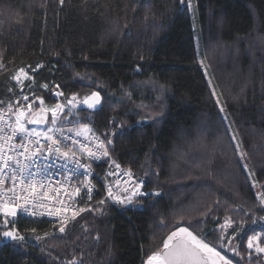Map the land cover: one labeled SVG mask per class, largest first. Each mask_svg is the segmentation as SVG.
<instances>
[{
  "label": "trees",
  "instance_id": "trees-1",
  "mask_svg": "<svg viewBox=\"0 0 264 264\" xmlns=\"http://www.w3.org/2000/svg\"><path fill=\"white\" fill-rule=\"evenodd\" d=\"M192 1L0 0V101L20 97V68L46 104L99 91L79 120L111 139L106 161L161 193L126 208L96 204L98 189L64 232L16 217L26 243L6 242L0 218V264H144L181 216L233 263L264 264L247 248L264 238V0ZM141 105L159 118L140 122Z\"/></svg>",
  "mask_w": 264,
  "mask_h": 264
},
{
  "label": "snow or ice",
  "instance_id": "snow-or-ice-1",
  "mask_svg": "<svg viewBox=\"0 0 264 264\" xmlns=\"http://www.w3.org/2000/svg\"><path fill=\"white\" fill-rule=\"evenodd\" d=\"M62 3L63 0H61ZM181 3L183 4L184 0H181ZM188 6L191 7V0H189ZM38 67H42V65ZM12 79L20 88V97L8 101L7 104L0 101V186L5 184V171L8 172V179L12 184V187L7 190L11 195L7 199L0 200V213L5 217L2 235L12 240L24 241L26 238L15 228V221L8 220L7 217H16L18 212L31 216H44L60 215L67 211L64 201L56 199V197L60 195L61 191L65 192L70 199L81 195L79 185L72 188L71 193H68L72 177L76 176L81 169H83L81 174L84 176V194L88 199H91L94 188L91 181L88 180V176L91 174V165L83 163L82 160L85 158L98 160L107 157L109 155L108 146L112 141L107 137L100 139L99 136H96L93 129L80 121L78 112L74 111L81 105L89 110H96L101 106L102 100L99 91H92L82 98H79L77 94H72L70 97H66L63 103L56 102L54 106L48 107L42 97L33 93V98L30 99L29 95L24 93V88L30 86L25 85L24 81L34 80L28 71L20 68ZM42 86L48 87L47 84ZM160 87L163 90L164 86ZM64 95L63 91L55 93L56 97ZM69 124L73 127H67ZM29 125L33 127H29ZM115 167L119 169L120 165L116 164ZM57 174L63 175L64 181H55L59 187L53 188L52 177ZM113 174L109 173V175ZM125 175L128 180L124 183L130 184V186L120 187L121 182L117 180L115 190L113 187H107L108 199L120 205L130 206L139 197L160 195L159 192L141 191L143 182L134 181L131 170ZM17 186H19V192ZM50 192L56 195L50 196ZM51 200H56V203L61 207L50 206L49 201ZM99 203L104 204L105 200H100ZM83 211L85 208L73 209L72 217L74 218ZM208 211L210 212L212 209L209 208ZM202 215L207 216V212ZM184 219L185 217L181 216L177 220L173 229L162 241V247L149 254L144 264H232L229 259L221 255L215 246L210 245L207 237L197 230L198 225H193L191 220L187 225H184L181 223ZM64 223H67V219ZM161 223L163 224V220ZM233 223L230 218H226L225 223L220 227L221 229L231 227ZM8 225L13 227L8 228ZM64 230L63 226L59 229L60 232H64ZM32 231L35 232L36 229H32ZM220 239L224 241L226 236L221 235ZM227 244L231 245L232 241L228 239ZM223 246L224 244H221V247ZM247 248L264 254V238L260 233H254L247 237ZM231 251L239 254L234 246L231 247Z\"/></svg>",
  "mask_w": 264,
  "mask_h": 264
},
{
  "label": "built area",
  "instance_id": "built-area-1",
  "mask_svg": "<svg viewBox=\"0 0 264 264\" xmlns=\"http://www.w3.org/2000/svg\"><path fill=\"white\" fill-rule=\"evenodd\" d=\"M43 85H45V84H43ZM42 90L45 92H48L50 90V87L48 86L47 88H44L42 86ZM56 92H58V90L52 91V93H51L52 99L55 102H62L64 99V96L63 97H56L55 96ZM29 127H32V126L29 125ZM95 135L98 136L97 134H95ZM82 162L88 163L91 165V174L88 176V180H90L91 184L94 186L93 192L91 193V195H93V194L95 195L98 192V189H101L102 193H103L102 196L95 203L100 204L99 203L100 200H105V203H110L112 205H120V204H117L114 201L107 198V187H113V189L115 190V187H116L115 182L117 180H119L121 182L120 187L130 186V184L124 183L125 181L128 180V177L125 175V173L128 172L129 169H126L122 166H120L119 169H116V167H115L116 164L110 160L106 161V157H102L98 160H88L87 158H85L82 160ZM56 166L58 167V165H56ZM81 173H83V169H81L77 173L76 176L72 177L70 186H68V193H71L72 188L79 185L81 187V195L80 196L74 197V199H70L69 196L67 194H65V192L61 191L60 195L56 197V199L64 201V205L67 206V209H68L67 211L62 212L60 215L54 214V215H44V216H31V215H28L27 213L18 212L16 217H25V218H30V219H34V220L53 221V222H56L60 227L65 226L67 223H70V222L74 221L76 218L80 217L87 210V208H89L91 206V205L87 206V204L83 202V197H87V196H85V194H84V189H83L84 176ZM109 173H114V174L109 175ZM69 175H71V173H69ZM132 176H133L134 181L143 182L142 187H141V191L148 192V193H152V192H159L160 193V191H158V190L146 189V186H145V183L143 180L138 179L133 173H132ZM4 178H5V184L3 186H0V200L7 199V197L11 195V193L7 191L9 188L12 187L11 181L8 179V172L7 171H5V173H4ZM52 179L54 181L52 186H53V188H56V187H59V185L56 184L55 181L63 182L64 176L57 174V175H54L52 177ZM19 190H20L19 186H17V191L19 192ZM49 195L55 196L56 194L53 192H50ZM154 197H158V196L149 195L146 197H139L137 199V201L141 200V199H148V198H154ZM136 202H134L133 205ZM49 204H50V206H55L56 208L61 207L60 204L56 203V200L49 201ZM133 205H130V206H124L123 205V206L126 208H129V207H132ZM79 208H85V211L79 212V214L73 218L72 217V210L73 209H79ZM0 218L3 220L5 219V217L3 216L2 213H0ZM7 219H8V217H7ZM65 219H67V223H64ZM12 241H17V240H12ZM17 242H22V243L25 242L26 243L27 241L25 239L24 241H17Z\"/></svg>",
  "mask_w": 264,
  "mask_h": 264
},
{
  "label": "rangeland",
  "instance_id": "rangeland-1",
  "mask_svg": "<svg viewBox=\"0 0 264 264\" xmlns=\"http://www.w3.org/2000/svg\"><path fill=\"white\" fill-rule=\"evenodd\" d=\"M188 3H189V0H188ZM194 3L193 1L191 0V10L193 11L194 10ZM26 81H24L25 83ZM36 86V85H35ZM28 89V88H27ZM33 89V88H32ZM26 91V90H25ZM30 90H28V93L27 95H29L30 99H32L33 97L30 96ZM65 101V99H63V101L61 103H63ZM38 103V102H37ZM55 103L53 104H46L45 102V105L48 106V107H51V106H54ZM138 108L135 107V109H137L138 111H141L142 114H143V118L140 122H146V121H153L157 118H159V116L157 115L156 111L154 108H151L150 106H147V105H141V106H137ZM79 109H87L86 107H84L83 105H81L78 109H75L74 111H78ZM70 118V117H69ZM257 189V193L258 195L261 194V188H256ZM8 220H15V217H8ZM226 257V256H225ZM227 259H229L228 257H226ZM230 260V259H229ZM232 262V260H230ZM232 264H235L232 262Z\"/></svg>",
  "mask_w": 264,
  "mask_h": 264
},
{
  "label": "water",
  "instance_id": "water-1",
  "mask_svg": "<svg viewBox=\"0 0 264 264\" xmlns=\"http://www.w3.org/2000/svg\"><path fill=\"white\" fill-rule=\"evenodd\" d=\"M101 104H102V100H101ZM100 107H101V106H99L96 110H98ZM86 110H89V109H86ZM90 111H95V110H90ZM30 126H31V125H30ZM32 127H33V126H32ZM4 240H5L6 242H10V241H12V239L7 238V237H4Z\"/></svg>",
  "mask_w": 264,
  "mask_h": 264
},
{
  "label": "bare ground",
  "instance_id": "bare-ground-1",
  "mask_svg": "<svg viewBox=\"0 0 264 264\" xmlns=\"http://www.w3.org/2000/svg\"><path fill=\"white\" fill-rule=\"evenodd\" d=\"M107 158V157H106ZM109 161V160H108ZM159 197V196H158ZM28 219H30V218H28ZM34 220V219H33ZM71 223V222H70ZM70 223H67L65 226H67L68 224H70ZM64 227V226H63Z\"/></svg>",
  "mask_w": 264,
  "mask_h": 264
}]
</instances>
